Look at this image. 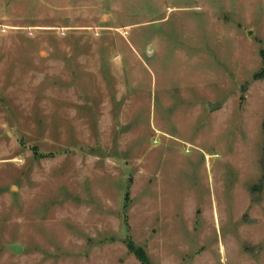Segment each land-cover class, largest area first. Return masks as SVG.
Masks as SVG:
<instances>
[{"label":"rangeland","instance_id":"obj_1","mask_svg":"<svg viewBox=\"0 0 264 264\" xmlns=\"http://www.w3.org/2000/svg\"><path fill=\"white\" fill-rule=\"evenodd\" d=\"M263 70L264 0H0V264H264Z\"/></svg>","mask_w":264,"mask_h":264},{"label":"trees","instance_id":"obj_2","mask_svg":"<svg viewBox=\"0 0 264 264\" xmlns=\"http://www.w3.org/2000/svg\"><path fill=\"white\" fill-rule=\"evenodd\" d=\"M257 79L258 80H264V70L261 74H259L257 76ZM131 252L139 259L141 264H148L147 258H146L143 251H141L140 249H136V248L132 247Z\"/></svg>","mask_w":264,"mask_h":264},{"label":"water","instance_id":"obj_3","mask_svg":"<svg viewBox=\"0 0 264 264\" xmlns=\"http://www.w3.org/2000/svg\"><path fill=\"white\" fill-rule=\"evenodd\" d=\"M209 107H210V110L212 111V110L218 108L219 106L216 105V104H210ZM8 250H10V251H12V252H15V253H19V252H20V248L17 247V246H9V247H8Z\"/></svg>","mask_w":264,"mask_h":264}]
</instances>
